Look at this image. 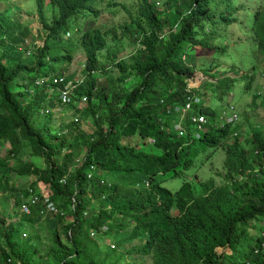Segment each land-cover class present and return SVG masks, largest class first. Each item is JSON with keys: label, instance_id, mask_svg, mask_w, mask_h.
<instances>
[{"label": "trees", "instance_id": "trees-1", "mask_svg": "<svg viewBox=\"0 0 264 264\" xmlns=\"http://www.w3.org/2000/svg\"><path fill=\"white\" fill-rule=\"evenodd\" d=\"M35 1L38 37L0 11V194L17 210L12 219L0 212V264H264V126L244 141L239 120L208 103L215 95L224 102L238 82L252 87L262 63L254 53L264 54V2L50 0L47 10ZM103 14L125 20L105 31L88 23ZM240 43L249 46L246 69L240 52L231 57ZM200 49L213 52L209 67L199 66L211 80L193 91L200 103L182 119ZM78 52L83 67L69 75ZM261 67L264 78V59ZM47 77L82 81L67 105L79 117L56 125L59 87L37 84ZM257 89L253 100L264 106V83ZM199 115L208 119L200 130L192 120ZM129 138L153 139L161 154L124 144ZM208 150L225 152L222 183L184 179ZM168 177L183 179L179 190L164 187ZM30 189L39 202L21 214Z\"/></svg>", "mask_w": 264, "mask_h": 264}, {"label": "rangeland", "instance_id": "rangeland-1", "mask_svg": "<svg viewBox=\"0 0 264 264\" xmlns=\"http://www.w3.org/2000/svg\"><path fill=\"white\" fill-rule=\"evenodd\" d=\"M264 2V0H262ZM46 9H50V0H44ZM256 7V6H255ZM6 9L10 10V16L14 18V22H21L24 23L25 25L29 26V28L32 30V33L35 37H38L39 33H42V25L38 19L37 11H36V1L35 0H10L5 1V2H0V11H5ZM122 18V19H121ZM127 19V17H126ZM90 20L88 22L90 25L95 26V27H100L104 31L116 26V24L119 21H124V14H103L101 15L97 20H94L92 18L87 19ZM239 21L243 22V18H240ZM85 22L83 19H80V24H78L79 27H84ZM235 35L230 37V39H234ZM30 40H28L29 44ZM37 45L41 46L43 45L42 38H37L36 40ZM119 46L118 44L112 43L113 48L116 46ZM125 48L129 51L131 48L129 46H126ZM196 48H193L195 50ZM240 52V55L236 56L238 65H240V68L246 69L248 67L252 66V63L250 62V55L248 54L249 52V46L246 45L245 43H240L234 48L231 49V57H234ZM82 52H78L75 55V62H73L70 65V68L68 70V74H74L75 76L80 72V69L83 67L82 64L84 63V56H82ZM197 59L195 60V63H193L195 70H194V77L195 79H200V85L201 86L206 80H211L207 76H203V73L201 71V66L204 68H208L212 60L214 59L213 52L209 50H197ZM255 57H258L260 59V62L262 63H257L259 66L255 72V81L252 85V87L248 90L245 91L244 84L242 82L236 83L235 87L232 89V91L225 97V101L220 104L219 99L217 98V95L212 96L211 100L208 102L214 110H217L218 112H221V105H224L225 111L228 110L230 105H233L239 115V125H242L244 132H245V137L242 139L248 140L252 137V131L255 126H264V106H262L261 100L255 101L253 100V95L257 92H260L259 89H257L259 86L263 85L264 83V78L262 75V67L261 65L263 64V59H264V54H259L258 52L254 53ZM222 61V66H227V64L232 63L231 60H227L225 58L221 59ZM227 61V62H226ZM200 66V68H199ZM203 70V69H202ZM214 72V71H213ZM234 76L233 74H231ZM50 81V78L48 79ZM189 82H193V80H190ZM129 84V82H128ZM198 82H194L193 85H197ZM235 89V91H234ZM49 93L53 95L54 89L50 88ZM76 103V102H75ZM85 106L84 104H82ZM77 107H81V104H77ZM55 113V118L57 120L56 125L60 123L61 120H67V119H72L79 117L76 114V110H74V105L73 106H65V105H60L56 107L55 109H52ZM182 115V114H181ZM87 129V123L84 124V126ZM124 144H130L133 147H136L138 149H143L146 152H153L156 154H161L160 151L155 150V148L152 146L154 144V140H148L147 143H143L140 141L138 138H129L124 140ZM247 147L249 146L248 143H245ZM245 146V147H246ZM211 150H208L206 153L202 154L199 158L200 163L195 164V166L188 172L185 173L183 176L184 179H192L194 183L200 184L203 181L210 180L214 178V180L217 182V184L222 183V178L221 175L224 174V169H223V164L225 160V152L223 150L216 151L215 154L212 157H209V153H211ZM4 155L5 150L2 152ZM36 164L39 165L40 167L44 166V161L41 159H38L36 161ZM221 174V175H220ZM169 178V177H168ZM163 183L164 187L172 190V191H177L180 189L183 179L181 177H174L172 179H168ZM34 178L30 177L27 179L28 183L33 182ZM14 181H17L14 179ZM19 181V180H18ZM21 182V181H20ZM27 183V184H28ZM18 184V182L16 183ZM22 184V182H21ZM195 187H198V185H194ZM39 189L38 191H40ZM41 192V191H40ZM13 199H6L3 195L0 194V212H3L4 215L8 216L9 219H12L17 212V210H14L13 208ZM2 213V214H3ZM14 220V219H13ZM9 224V223H7ZM262 222L257 223L256 226H261ZM28 235V234H26ZM43 235H46L44 233ZM95 237V236H94ZM97 238V237H96ZM100 246H111L115 247V243L112 241L111 238L108 239H101L98 238ZM218 252H222V249H218ZM227 254H230L231 251L230 249H226L224 251ZM130 259V258H129ZM131 260V259H130ZM145 264H151L152 261L150 258L145 257ZM129 262V261H128Z\"/></svg>", "mask_w": 264, "mask_h": 264}, {"label": "built area", "instance_id": "built-area-1", "mask_svg": "<svg viewBox=\"0 0 264 264\" xmlns=\"http://www.w3.org/2000/svg\"><path fill=\"white\" fill-rule=\"evenodd\" d=\"M48 79L49 78L43 79L38 83L43 85L46 83V81H48ZM190 80H193V82H189ZM50 81H52V85H56L59 87L61 105L63 104L65 106H67L72 101V98L76 92V89L80 86V84H82V81H76V82L68 81L64 79L63 77L51 78ZM196 81L198 82V84L193 85V83ZM187 82H188L187 91L192 94L194 90L199 88L201 80L200 79L196 80L193 75L191 78L188 79ZM194 103H200V98L198 96H195V94H192V96L188 97V102L186 106L181 110L182 119L193 108ZM222 116H223L222 118L224 119L226 118L228 122H233L234 124H236L239 120V115L233 105H230L228 110L225 111L222 114ZM192 120L195 123V127L199 130L202 129L206 124H208L207 117L203 115L194 116ZM180 127H181V124L178 126V129H180V135H184L185 131L181 129ZM38 202H39L38 192H33V190L30 189L27 202L22 203L19 209L20 213L27 214V215L31 214V207L36 205ZM44 204H45V207H47L48 211L54 210L53 204L49 202V199H45Z\"/></svg>", "mask_w": 264, "mask_h": 264}, {"label": "clouds", "instance_id": "clouds-1", "mask_svg": "<svg viewBox=\"0 0 264 264\" xmlns=\"http://www.w3.org/2000/svg\"><path fill=\"white\" fill-rule=\"evenodd\" d=\"M5 1H10V0H5ZM262 1V0H261ZM263 2V1H262ZM36 11H37V5H36ZM37 15H38V13H37ZM38 19H39V17H38ZM22 24H24V23H22ZM25 25V24H24ZM69 36V35H68ZM42 42H43V40H42ZM26 43L28 44V40H26ZM30 43V42H29ZM36 45H37V43H36ZM37 46H39V45H37ZM44 46V42H43V45H41V46H39V47H43ZM203 74V73H202ZM203 76H205L204 74H203ZM48 78V77H47ZM47 78H41V80H43V79H47ZM41 80H38V82H40ZM207 81V80H206ZM37 82V84L38 85H42V84H39ZM201 86H199V88H200ZM201 100V99H200ZM197 104H199V103H197ZM190 112V111H189ZM180 124H178L177 126H176V130L178 131V133H179V135H180V129H178V126H179ZM181 129H183L184 131H185V134H186V130L181 126L180 127ZM184 134V135H185ZM184 135H180V136H184Z\"/></svg>", "mask_w": 264, "mask_h": 264}]
</instances>
